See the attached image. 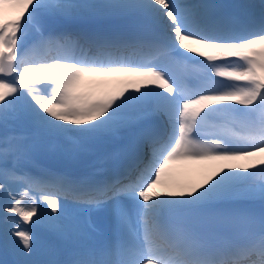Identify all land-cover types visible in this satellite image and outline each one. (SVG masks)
Listing matches in <instances>:
<instances>
[{"label":"snow or ice","instance_id":"6c2138e0","mask_svg":"<svg viewBox=\"0 0 264 264\" xmlns=\"http://www.w3.org/2000/svg\"><path fill=\"white\" fill-rule=\"evenodd\" d=\"M0 129V264H264V0H0Z\"/></svg>","mask_w":264,"mask_h":264},{"label":"bare ground","instance_id":"6f19581e","mask_svg":"<svg viewBox=\"0 0 264 264\" xmlns=\"http://www.w3.org/2000/svg\"><path fill=\"white\" fill-rule=\"evenodd\" d=\"M247 3H249V2H247ZM98 77H102V76L101 75H92L89 78H98ZM61 162H65V161L64 160H61ZM246 162L247 161H244V160H241V161H202V162H195V164H198V166H199L200 175H201V178H202L201 182H202L207 177L214 175L215 172L218 171V169H219V167L221 165H224V164H234V163L244 164ZM176 164H178V163H176ZM37 165L38 164L36 162L35 167H37ZM47 165H48V163L46 165L41 164L40 165V168L46 169L47 168ZM28 167L30 168V166H28ZM184 174L185 173L183 172L182 175H184ZM160 187H161L162 192L168 191L167 189H172V188H173L172 191H179V190H185V191H187V190H190V188L193 187V184L191 183V181H189V183L187 185H181V184L178 183V179L176 178V184L175 185L174 184H169L166 181V183L165 184H162ZM4 258H5L4 253H3L2 250H0V260H3Z\"/></svg>","mask_w":264,"mask_h":264},{"label":"rangeland","instance_id":"374dc122","mask_svg":"<svg viewBox=\"0 0 264 264\" xmlns=\"http://www.w3.org/2000/svg\"><path fill=\"white\" fill-rule=\"evenodd\" d=\"M257 1V3H259V0H256ZM16 14V12L15 11H10L9 12V18H12L14 15ZM96 81V80H95ZM94 81V82H95ZM0 133H2V135H3V130L2 129H0ZM48 158L50 157V155H48L47 156ZM249 163V161H247L246 163H244L243 165H247Z\"/></svg>","mask_w":264,"mask_h":264}]
</instances>
